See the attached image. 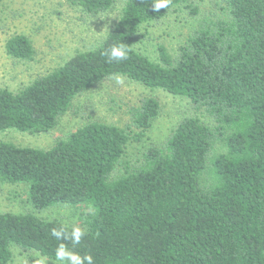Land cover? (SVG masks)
Masks as SVG:
<instances>
[{
	"label": "trees",
	"instance_id": "16d2710c",
	"mask_svg": "<svg viewBox=\"0 0 264 264\" xmlns=\"http://www.w3.org/2000/svg\"><path fill=\"white\" fill-rule=\"evenodd\" d=\"M70 1L90 16L115 4ZM192 1L169 0L157 12V0H126L98 46L19 91L0 89V133L51 132L79 94L113 76L184 96L214 122L185 117L136 161L123 158L160 115L153 96L129 109L126 127L91 121L46 149L0 140V181L26 183L34 209H87L78 226L86 235L76 245L51 234L61 227L70 234L72 225L0 212V264L11 263L13 246L58 261L61 243L91 255L93 264H264V0H213L176 56L162 45L156 61L135 49L146 23ZM120 44L127 59H110ZM6 50L23 60L36 53L23 33L11 36Z\"/></svg>",
	"mask_w": 264,
	"mask_h": 264
},
{
	"label": "rangeland",
	"instance_id": "374dc122",
	"mask_svg": "<svg viewBox=\"0 0 264 264\" xmlns=\"http://www.w3.org/2000/svg\"><path fill=\"white\" fill-rule=\"evenodd\" d=\"M125 1L115 0L108 12L90 16L70 0H1L0 89L19 91L36 78L63 65L76 53L98 46L118 21ZM214 7L213 0H195L171 8L161 20L146 23L139 30L135 49L156 61L162 45L176 56L179 47ZM17 33L31 38L36 50L32 59H15L7 53L6 42ZM115 77L95 83L79 94L51 132L30 134L9 129L0 133V140L46 149L59 138L91 121L126 127L132 122L129 109L146 96L160 101V115L142 141L129 143L124 161L139 160L150 147L161 146L185 117L198 115L206 122L214 123L210 116L197 111L184 96L160 88L152 89L124 76H120L123 83L118 84ZM27 186L26 183L0 181V212L34 213L43 219H58L74 227L82 224L80 217L87 211L86 208L55 204L36 210L28 200ZM12 251L10 264H35L41 258H47L46 264H62L36 251L23 253L16 246Z\"/></svg>",
	"mask_w": 264,
	"mask_h": 264
},
{
	"label": "clouds",
	"instance_id": "9594fccd",
	"mask_svg": "<svg viewBox=\"0 0 264 264\" xmlns=\"http://www.w3.org/2000/svg\"><path fill=\"white\" fill-rule=\"evenodd\" d=\"M169 0H157L154 4V11H159L162 8H167ZM128 49L124 44H120L119 46H113L110 52V59H115L117 61L121 59H127ZM106 55L108 53H105ZM115 80L118 84L123 83V79L120 76H116ZM52 236L57 239H71L73 245L79 244L81 239L86 235L85 231L80 227H73L71 233H67L65 227H61L59 230L53 228ZM47 258H41L35 261V264H46ZM56 259L61 262H65V264H93V257L91 255L80 256L72 251H69L65 244L61 243L56 250Z\"/></svg>",
	"mask_w": 264,
	"mask_h": 264
}]
</instances>
